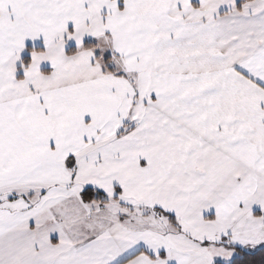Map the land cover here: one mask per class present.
<instances>
[{"label":"snow or ice","instance_id":"obj_1","mask_svg":"<svg viewBox=\"0 0 264 264\" xmlns=\"http://www.w3.org/2000/svg\"><path fill=\"white\" fill-rule=\"evenodd\" d=\"M0 264H264V0H0Z\"/></svg>","mask_w":264,"mask_h":264}]
</instances>
